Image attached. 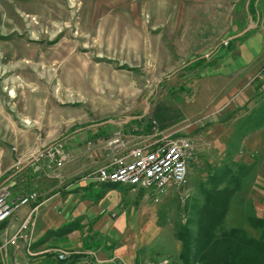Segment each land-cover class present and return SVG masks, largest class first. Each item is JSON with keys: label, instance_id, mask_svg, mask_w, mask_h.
<instances>
[{"label": "rangeland", "instance_id": "1", "mask_svg": "<svg viewBox=\"0 0 264 264\" xmlns=\"http://www.w3.org/2000/svg\"><path fill=\"white\" fill-rule=\"evenodd\" d=\"M254 2L0 0V172L14 162L17 166V159L18 166L33 165V157L50 146L61 144L65 150L72 130L80 133L79 151L91 153L85 143L99 137H87L88 125L114 119L110 135L116 122L127 123L145 110L143 120L131 127L142 136L135 142L154 139L152 130L141 128L150 123L164 135L193 138L198 153L185 182L157 203L148 193L98 187V194H105L97 209L110 213L126 201L125 209L107 222H113L106 242L115 258L125 264L155 257L182 264L176 232L185 225L194 232L187 223L192 206L202 203V189L211 187L214 174L226 168L236 172L238 165L250 166V172L231 196L222 228H241L257 238L259 230L245 218L264 220V64L254 75L246 70L224 81L208 77L232 50L233 32L255 18ZM252 46L258 48L259 42L253 39ZM196 57L208 58L210 67H182ZM239 67L234 57L216 72ZM100 126L87 130L93 137L105 130ZM17 168L0 173V184L33 179L31 172L18 174ZM228 178L229 173L219 188ZM36 189L41 193L40 186ZM69 227L79 230L80 219ZM96 235L103 240L99 244L105 242V236ZM91 259L90 264H99Z\"/></svg>", "mask_w": 264, "mask_h": 264}, {"label": "crops", "instance_id": "2", "mask_svg": "<svg viewBox=\"0 0 264 264\" xmlns=\"http://www.w3.org/2000/svg\"><path fill=\"white\" fill-rule=\"evenodd\" d=\"M253 6V14L255 15V18L249 17L250 25H246V27L249 26L250 28L245 33L243 31L246 27L241 31L239 29L233 32L235 34L230 37L235 40L233 42L232 50L229 51L230 53L228 52L229 54L227 53L226 57L223 56L224 58L222 57L216 65L212 66L214 67L213 69L215 73L208 75V77L214 76L215 79L219 80L225 78L228 79V77L236 74L241 75L246 70L252 71V74L254 75L259 67L264 64V0H255ZM253 39H256L259 42L258 48L252 46ZM234 57L240 59V69L238 71L235 69L234 72V69H232L222 73L216 72V70L221 71V69H225L226 66H230ZM220 74L221 76H219ZM214 113H216V110H213L212 114ZM134 118L137 117L133 116L129 118V125L137 124L130 122L135 120ZM110 123L103 124L99 122L87 126L85 131L87 137L94 135L89 129L87 130L88 127L96 126L98 124L101 125L99 129L104 127L105 130L97 132V135L105 132L108 133V129L111 126L106 127V124L110 125ZM112 126L113 128H116V126ZM259 128L260 127H256L255 130ZM74 131L75 130H72L70 132L72 135L69 136L68 141L66 140L67 142H65L68 147L64 150L62 146V149L66 154V161H64L63 165L58 170L54 172L45 170L40 171L37 168V165L39 164L33 162L31 163L34 167L29 164H21L18 166L19 160L17 159V166H14V162L0 172L4 173L8 169L19 167L17 168V170L19 169L18 174H22V172L25 174L29 172L32 173L33 179L30 182L24 178L19 180L9 179L6 183H10L14 191L29 192L35 190L37 192L36 187L39 188L40 186L41 193L37 192V209L33 218L35 223L33 222L31 231L30 250L34 255L25 260L24 257L20 255L19 260L21 261V264H86L84 258L78 254H72L68 258L58 260L54 254L45 252L46 250L58 248L71 252L82 251L80 250L81 248L84 252H87L88 250L92 251L95 258L99 260L101 264H106L104 261L108 260L111 256L116 257L107 247L108 244L106 242V237L110 236L109 232L113 228V222L110 224L107 222L108 219H114L117 216V213L119 214L125 209L126 201L121 200L117 204L118 212L114 210L110 211V213H115L114 217H110L109 212H104L102 209L96 208L97 201L104 197L105 194V192L101 195L98 194L100 189L103 188L104 191L107 189L112 190V188L118 187L119 185L99 184L93 181L92 172L95 164L102 160L105 152L95 148L90 150L91 153L83 154L78 148V145L81 143L78 144L77 142L80 138V133ZM86 159H93V161H86ZM91 163L94 164L92 170L86 172V166H89ZM34 169H36V171ZM118 188L125 190L127 187L120 186ZM94 189L97 190V193H95ZM127 189L129 190V188ZM128 190H125L124 193H132ZM257 203L258 202H255L256 205ZM31 207L32 205H28L21 207L16 211L13 218L10 220L11 229H15L18 226L19 222L23 220ZM104 214L107 216L103 217ZM75 219H80V226L82 227L79 230L72 227L67 228L68 225H72V221ZM88 223L90 224V227H87ZM105 224H108L107 228L103 233H100ZM97 227H99L98 230ZM96 233L105 236V242L99 244V242L103 240L97 236ZM82 244L85 246L82 247Z\"/></svg>", "mask_w": 264, "mask_h": 264}, {"label": "built area", "instance_id": "3", "mask_svg": "<svg viewBox=\"0 0 264 264\" xmlns=\"http://www.w3.org/2000/svg\"><path fill=\"white\" fill-rule=\"evenodd\" d=\"M128 125V126H127ZM129 121L116 122L115 130L106 137H99L85 143L87 150L98 148L105 153L93 169V181L99 184L125 186L131 191H141L143 195L157 203L168 191L181 186L187 176L190 164L196 159L198 145L188 136L162 134L151 126L153 140L135 139L142 137L137 129L131 128ZM143 128V125L141 126ZM66 161V154L61 144L48 147L33 157L38 163V170L54 172ZM146 194V195H145ZM38 193L14 191L10 183L0 184V264H21L34 254L30 250L31 231L34 213L37 209ZM32 205L15 229H11L10 220L21 207ZM115 213H110L114 217ZM45 252L54 254L56 259L63 260L72 254L83 257L90 264L93 252L75 253L63 249H50ZM99 262L100 261H95ZM107 264H125L112 257L104 261ZM141 264H170L167 258H153Z\"/></svg>", "mask_w": 264, "mask_h": 264}, {"label": "trees", "instance_id": "4", "mask_svg": "<svg viewBox=\"0 0 264 264\" xmlns=\"http://www.w3.org/2000/svg\"><path fill=\"white\" fill-rule=\"evenodd\" d=\"M229 45L232 46L231 42ZM207 59L196 57L193 62L182 67H188L187 71L203 70L211 65L207 63ZM140 116L137 115L140 119L134 118L135 120L130 122H141L143 118ZM109 126L106 124V127ZM143 128L145 131L150 130L151 124L148 123ZM107 134L105 132L90 138L106 137ZM249 170L250 166L243 165H238L236 172L226 168L224 174L218 176L214 174L215 182L210 184V188L202 189V203L199 206H192V219L187 223L194 226V232L190 234L185 225L175 234V238L181 243L179 261L182 264H264V220L255 217L245 218L251 229L259 230L257 238L246 236L241 228H222L229 200L233 193L240 189L241 179ZM228 173L229 180L219 188V184L224 181L222 178Z\"/></svg>", "mask_w": 264, "mask_h": 264}, {"label": "water", "instance_id": "5", "mask_svg": "<svg viewBox=\"0 0 264 264\" xmlns=\"http://www.w3.org/2000/svg\"><path fill=\"white\" fill-rule=\"evenodd\" d=\"M250 27L249 26H247L245 29H249ZM148 106L146 105L145 106V108L144 109H146ZM144 114H145V110L143 111V113L141 114V116L140 117H142V116H144ZM110 122H112V120H105V121H103V122H101V123H110Z\"/></svg>", "mask_w": 264, "mask_h": 264}, {"label": "bare ground", "instance_id": "6", "mask_svg": "<svg viewBox=\"0 0 264 264\" xmlns=\"http://www.w3.org/2000/svg\"><path fill=\"white\" fill-rule=\"evenodd\" d=\"M12 96V95H11Z\"/></svg>", "mask_w": 264, "mask_h": 264}]
</instances>
